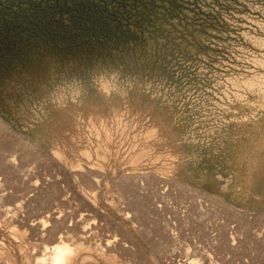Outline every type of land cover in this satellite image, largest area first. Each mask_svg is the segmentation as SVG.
<instances>
[{"label": "rangeland", "instance_id": "obj_1", "mask_svg": "<svg viewBox=\"0 0 264 264\" xmlns=\"http://www.w3.org/2000/svg\"><path fill=\"white\" fill-rule=\"evenodd\" d=\"M56 245L264 264V0H0V264Z\"/></svg>", "mask_w": 264, "mask_h": 264}, {"label": "bare ground", "instance_id": "obj_2", "mask_svg": "<svg viewBox=\"0 0 264 264\" xmlns=\"http://www.w3.org/2000/svg\"><path fill=\"white\" fill-rule=\"evenodd\" d=\"M59 240L62 242L61 237H59ZM77 247H79V246H77ZM75 248H76V246H75ZM50 250L51 249H49V251ZM70 252H72V251L71 250L69 251L65 245H56L55 248H53V251L52 250L50 251L51 254L49 253L50 254L49 256L51 259L53 258V261H54L53 264H73L72 262H73L74 257L72 254H74V252L72 254ZM45 254H47V253H45Z\"/></svg>", "mask_w": 264, "mask_h": 264}]
</instances>
